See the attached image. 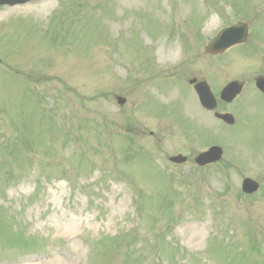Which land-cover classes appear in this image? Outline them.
<instances>
[{
  "label": "rangeland",
  "instance_id": "rangeland-1",
  "mask_svg": "<svg viewBox=\"0 0 264 264\" xmlns=\"http://www.w3.org/2000/svg\"><path fill=\"white\" fill-rule=\"evenodd\" d=\"M238 21L245 44L205 51ZM259 71L264 0L0 5V264H264V104L226 126L188 82Z\"/></svg>",
  "mask_w": 264,
  "mask_h": 264
},
{
  "label": "water",
  "instance_id": "water-1",
  "mask_svg": "<svg viewBox=\"0 0 264 264\" xmlns=\"http://www.w3.org/2000/svg\"><path fill=\"white\" fill-rule=\"evenodd\" d=\"M34 0H0V5L15 6L25 4ZM248 38V25L244 22H238L233 26L223 28L216 38L206 47V52L210 54H218L226 51L230 47L244 43ZM193 82V81H191ZM262 85V86H261ZM260 87L264 89V81ZM198 93L200 103L207 109H214L217 105L216 99L210 90L207 83L201 82L195 86ZM242 89V85L234 81L228 84L222 91L221 98L225 101L231 102ZM125 98L118 97L119 104L125 103ZM216 117L223 119L228 124L234 123V117L229 114L216 113ZM222 157V149L220 147H211L208 151L200 153L196 158V163L199 165H206L208 163L216 162ZM185 157L178 155L171 158L172 161L181 163ZM259 184L251 178H245L242 184V190L246 193H253L257 191Z\"/></svg>",
  "mask_w": 264,
  "mask_h": 264
},
{
  "label": "flooded vegetation",
  "instance_id": "flooded-vegetation-1",
  "mask_svg": "<svg viewBox=\"0 0 264 264\" xmlns=\"http://www.w3.org/2000/svg\"><path fill=\"white\" fill-rule=\"evenodd\" d=\"M191 81H193V82H191ZM232 81H234V80H231L230 82H232ZM235 81H237L239 84L242 85V90H241L240 94L233 101H231V102H227V101H225V100H223V99L220 98L221 97V94H222V90L230 82H228L225 86H223L221 88V91H220L219 95L217 94L218 92H216L217 90H214L213 84L211 83V81L207 77L198 78V77L194 76V77L190 78L188 82H189V86H192V88H193L196 96H197V94H196L195 86L197 84H199L201 82H205L211 88V90L213 91V93H214V95L216 96V99H217V108L215 110H208V109L203 108L202 106L201 107L203 108V110L205 112H207V113H213L214 117H215V112L216 111H219L221 113H231L227 109H222V108H221L222 110L219 109L220 106L223 107L224 105H231L236 100H239L240 98H243V99L247 100V99H249L250 95H252V94H254L253 95V98H255V101H257L261 105L264 104V89H262L260 87V85L262 84V81H264V71H259V73H257L256 75H254L252 77L246 76L245 78H242L241 80H236L235 79ZM215 119L219 120L216 117H215ZM219 121L222 122L223 124H225L226 126H230V125L226 124L225 122H223L222 120H219ZM236 122H237V120H236V117H235V122L231 126H234L236 124ZM212 146H214V145L209 146L207 149H209ZM207 149H205V150H207ZM199 152H197L195 154V156ZM223 152H224V150H223ZM186 161H188V159ZM211 165H213V164L207 165L205 167L207 168L208 166H211Z\"/></svg>",
  "mask_w": 264,
  "mask_h": 264
},
{
  "label": "bare ground",
  "instance_id": "bare-ground-1",
  "mask_svg": "<svg viewBox=\"0 0 264 264\" xmlns=\"http://www.w3.org/2000/svg\"><path fill=\"white\" fill-rule=\"evenodd\" d=\"M170 48H171V47H170ZM174 50H175V47H172V48L170 49V51H172V52H173Z\"/></svg>",
  "mask_w": 264,
  "mask_h": 264
}]
</instances>
